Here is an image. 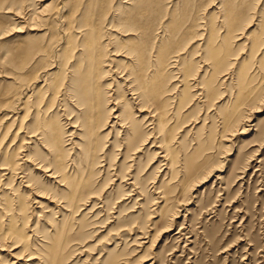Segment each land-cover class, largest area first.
<instances>
[{"label":"rangeland","instance_id":"374dc122","mask_svg":"<svg viewBox=\"0 0 264 264\" xmlns=\"http://www.w3.org/2000/svg\"><path fill=\"white\" fill-rule=\"evenodd\" d=\"M22 6L0 0V264H264V0Z\"/></svg>","mask_w":264,"mask_h":264},{"label":"bare ground","instance_id":"6f19581e","mask_svg":"<svg viewBox=\"0 0 264 264\" xmlns=\"http://www.w3.org/2000/svg\"><path fill=\"white\" fill-rule=\"evenodd\" d=\"M18 1L21 2L23 4V6L20 10H18V11L15 10L14 15L17 16V18L26 19L27 13H25V10L27 11V9L25 8L26 7L25 5H27L28 0H18ZM59 8H60L58 11L59 20L66 18L65 16L63 17V13L68 10L67 5L63 3ZM10 11H12V10H10V9L6 10V12H10ZM45 15H46L45 11H37L34 13V16H32V17L34 18L36 16L39 18H44ZM176 56L177 55H175V57ZM136 94L137 93H135L132 97H134L135 100L140 99L139 96H135ZM138 111L147 113L145 115L146 116L145 118H148L147 120L150 121V124L154 123L153 117H155L158 114V110L154 109L153 106H151L150 104H147V103H144V105L140 106L138 108ZM107 120H108V118L106 117V121ZM135 125H136L135 123L132 124V126H135ZM39 196L41 197L43 195H39Z\"/></svg>","mask_w":264,"mask_h":264}]
</instances>
